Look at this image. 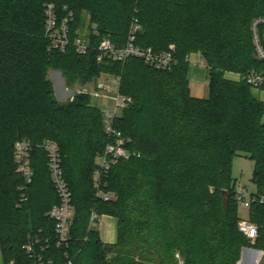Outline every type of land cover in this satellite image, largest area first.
<instances>
[{
    "label": "trees",
    "instance_id": "16d2710c",
    "mask_svg": "<svg viewBox=\"0 0 264 264\" xmlns=\"http://www.w3.org/2000/svg\"><path fill=\"white\" fill-rule=\"evenodd\" d=\"M49 3L58 15L73 13L71 38L87 23L86 55L50 49L43 36ZM256 19H264V0H0L3 264H31L22 250L31 236L54 239L48 212L58 198L45 153L36 147L45 141L59 149L74 212L68 246L47 250L56 264H237L243 247L264 251V201L249 208L257 234L250 245L238 226L231 177L233 158L243 155L254 163L256 194L264 192V103L235 76L264 70L252 41ZM134 20L139 31L133 44L157 52L174 47L176 66L156 70L136 58L96 61L103 38L117 49L126 45ZM192 54L206 67L205 98L190 94ZM49 70L60 71L68 85L113 74L119 93L130 99L114 121L129 157L104 177L101 192L112 194L107 201L96 197L93 181L95 159L108 143L100 110L87 94L59 103ZM17 140L34 146L29 185L17 173ZM105 215L117 222L112 245L97 229Z\"/></svg>",
    "mask_w": 264,
    "mask_h": 264
},
{
    "label": "built area",
    "instance_id": "2783aa9c",
    "mask_svg": "<svg viewBox=\"0 0 264 264\" xmlns=\"http://www.w3.org/2000/svg\"><path fill=\"white\" fill-rule=\"evenodd\" d=\"M44 18V39L49 43L50 49L64 53L68 48H73L78 55L84 56L90 48L87 37H83L77 32L71 38V24L73 13L66 11L64 15H58L53 4H46L43 8ZM139 26L134 20L130 26L126 45L117 49L109 38H103L97 48L96 61L123 63L128 58H136L145 65L156 70H169L178 64L175 57L174 47H170L166 52H157L151 48H140L133 44ZM252 41L256 58L264 61V19H256L251 24ZM92 35L96 36L95 30ZM204 63V62H203ZM199 65L203 66L201 62ZM205 68V64L203 66ZM242 78L252 88L264 90V70L251 71L246 74H235ZM89 96L98 101L103 120V131L108 138L103 153L98 158L97 168L93 175L96 197L107 201L112 198L111 193H102L101 186L104 177L107 176L110 168L118 159H127L128 152L124 149V139L119 131L114 128V121L120 112L127 106L130 99L119 93V78L102 79L95 85V89L89 92ZM110 105V106H109ZM44 151L47 156V169L50 175L53 189L58 198V204L53 206L48 212V217L54 222V239L41 238L34 235L28 238L23 244L22 250L31 264H56L54 258H47V250L51 244L56 248L67 247L70 240V227L73 222L72 194L63 177L61 168V158L57 145L50 141H45L36 146ZM34 146L26 140H17L14 144V159L17 173L23 178L25 185L32 181L33 171L30 167V157ZM235 199L238 204L249 209L255 203H263L264 192L261 194L249 193L244 188L236 189ZM97 218L91 215L90 226H95L94 220ZM239 229L250 240L256 238V227L249 221H239ZM66 258V256H65ZM8 264H14L9 262ZM64 264H72L66 260Z\"/></svg>",
    "mask_w": 264,
    "mask_h": 264
},
{
    "label": "rangeland",
    "instance_id": "374dc122",
    "mask_svg": "<svg viewBox=\"0 0 264 264\" xmlns=\"http://www.w3.org/2000/svg\"><path fill=\"white\" fill-rule=\"evenodd\" d=\"M86 20L84 19V22ZM81 35L83 37H87L90 34V30L88 29L87 23L84 24L83 29L81 30ZM201 62L204 66V61L198 56L197 54H192L189 57V63L190 65H198V63ZM202 66V67H203ZM204 75L207 78V71L206 67L204 68ZM115 77L113 74L109 73H101L96 78H91L86 80L84 83L75 82L72 85H68L64 76L62 73L58 70H49L47 72V79L52 83L53 86V92L54 97L57 99L59 103L65 104L67 103L71 98L74 96L80 95V94H87L89 95V92L94 91L95 85L98 81L104 79H110ZM233 77V76H232ZM252 94L261 102L264 103V90L259 91L252 89ZM207 95H205L206 97ZM93 103L98 107V101L93 99ZM110 106V105H109ZM264 122V117H263ZM100 155H98L95 159V165L98 163V158ZM46 162H47V156L45 154ZM254 163L246 158L243 155H238L233 158L232 165H231V177L235 183V188H244L249 193L256 194L257 188L252 183V173H253ZM237 214L241 221H249V209L244 208L243 205L238 204L237 206ZM250 223V222H249ZM252 224V223H250ZM255 226L254 224H252ZM256 227V226H255ZM254 240H249L250 245L254 244ZM256 254L258 256V259L253 261L252 256ZM0 264H3L2 256L0 254ZM237 264H264V251L256 250L251 247H243L241 249L240 253V260Z\"/></svg>",
    "mask_w": 264,
    "mask_h": 264
},
{
    "label": "crops",
    "instance_id": "0c3cea01",
    "mask_svg": "<svg viewBox=\"0 0 264 264\" xmlns=\"http://www.w3.org/2000/svg\"><path fill=\"white\" fill-rule=\"evenodd\" d=\"M190 94L194 98H205L208 95V80L204 75L201 65H190L187 73ZM207 97V96H206ZM97 229L100 240L107 245H112L117 239V222L111 216H102L98 219Z\"/></svg>",
    "mask_w": 264,
    "mask_h": 264
},
{
    "label": "water",
    "instance_id": "95a60500",
    "mask_svg": "<svg viewBox=\"0 0 264 264\" xmlns=\"http://www.w3.org/2000/svg\"><path fill=\"white\" fill-rule=\"evenodd\" d=\"M224 194H225V192H224Z\"/></svg>",
    "mask_w": 264,
    "mask_h": 264
}]
</instances>
